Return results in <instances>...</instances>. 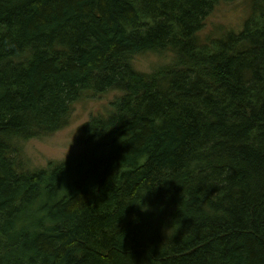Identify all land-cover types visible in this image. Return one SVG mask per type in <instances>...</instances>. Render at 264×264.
I'll return each mask as SVG.
<instances>
[{"label": "trees", "instance_id": "obj_1", "mask_svg": "<svg viewBox=\"0 0 264 264\" xmlns=\"http://www.w3.org/2000/svg\"><path fill=\"white\" fill-rule=\"evenodd\" d=\"M231 1L0 0V264H264V0L203 35ZM110 92L78 153L25 168Z\"/></svg>", "mask_w": 264, "mask_h": 264}, {"label": "rangeland", "instance_id": "obj_2", "mask_svg": "<svg viewBox=\"0 0 264 264\" xmlns=\"http://www.w3.org/2000/svg\"><path fill=\"white\" fill-rule=\"evenodd\" d=\"M247 0H234L220 5L209 16L203 35L218 36L221 32L238 31L247 16ZM171 61L168 53H145L135 58V66L143 72H151ZM119 95L110 92L86 97L74 104L70 124L47 136L21 143V160L28 170L46 167L51 161H63L82 149L83 126L91 116L106 113L110 103Z\"/></svg>", "mask_w": 264, "mask_h": 264}]
</instances>
